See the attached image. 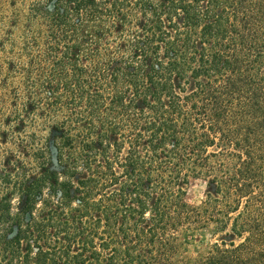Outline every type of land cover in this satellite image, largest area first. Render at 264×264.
<instances>
[{
    "label": "trees",
    "instance_id": "trees-1",
    "mask_svg": "<svg viewBox=\"0 0 264 264\" xmlns=\"http://www.w3.org/2000/svg\"><path fill=\"white\" fill-rule=\"evenodd\" d=\"M14 29L0 264H264V0H42Z\"/></svg>",
    "mask_w": 264,
    "mask_h": 264
},
{
    "label": "rangeland",
    "instance_id": "rangeland-1",
    "mask_svg": "<svg viewBox=\"0 0 264 264\" xmlns=\"http://www.w3.org/2000/svg\"><path fill=\"white\" fill-rule=\"evenodd\" d=\"M35 1L42 0H0V87L2 86V63L12 62L14 60L15 51L12 50L11 45L18 35L14 29V24L18 21L19 13L25 11ZM10 81L11 86H15L16 81L13 77ZM203 194V182L193 181L187 188L188 203L192 205L199 204L203 199ZM209 240L210 234L207 231L199 232L193 239L192 244L188 247V253L194 256L199 251H204Z\"/></svg>",
    "mask_w": 264,
    "mask_h": 264
}]
</instances>
